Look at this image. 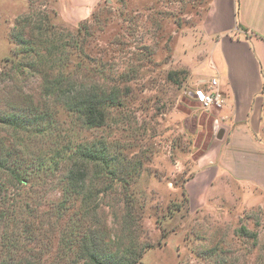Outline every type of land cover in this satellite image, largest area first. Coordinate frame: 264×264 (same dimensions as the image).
I'll return each instance as SVG.
<instances>
[{
    "label": "rangeland",
    "instance_id": "1",
    "mask_svg": "<svg viewBox=\"0 0 264 264\" xmlns=\"http://www.w3.org/2000/svg\"><path fill=\"white\" fill-rule=\"evenodd\" d=\"M54 2H5L6 12L0 14V113L11 102L10 86L16 85L3 76L11 67L6 59L15 49L10 41L15 19L29 10L39 12L62 29L66 39L85 23V50L104 66L100 80L113 76L122 92L130 86L124 97L128 110L118 115L113 111L105 126L83 131L73 130L71 117L61 114L58 137L104 138L141 165L128 177L129 190L117 185L106 203L101 201L98 216H86L82 228H100L123 246L148 245L137 264H264V197L254 200L252 190L235 183L224 166L205 189H197L193 181L201 168L215 165L206 154L221 137L225 121L226 95L220 85L221 108L207 110L197 98V92L207 90L216 76L211 44L202 28L210 0H97L89 17L77 24L61 20ZM23 33L29 34V29ZM131 72V81L125 83L124 76ZM20 85L36 103L40 80L21 78ZM0 141L7 151L12 146L18 156L23 153L19 136L10 128L0 126ZM13 161L18 163L17 158ZM0 176L6 180L0 196H11L20 213L24 187L2 172ZM55 184L53 177L33 184V200L43 201V210L57 194ZM125 194L135 199L134 216L126 217L127 231L122 216ZM67 217L66 222L56 216L0 217V261L55 264L60 254L58 232L65 229ZM29 225L34 227L31 240L24 232ZM67 261L71 259L61 264Z\"/></svg>",
    "mask_w": 264,
    "mask_h": 264
},
{
    "label": "trees",
    "instance_id": "2",
    "mask_svg": "<svg viewBox=\"0 0 264 264\" xmlns=\"http://www.w3.org/2000/svg\"><path fill=\"white\" fill-rule=\"evenodd\" d=\"M39 14L29 10L17 17L10 35L15 49L6 59L11 67L3 76L16 85L10 86L11 102L7 103L6 111L0 113V126L13 130L24 149L18 156L17 149L11 146L7 151L0 141V172L23 186L26 196L20 204V213L12 205L11 196H0V217L56 216L58 221L66 222V217L71 216L67 217L65 229L58 232L60 254L55 264L67 259L71 261L64 264H137L148 245L137 248L130 242L123 246L120 241L116 242L117 238L103 234L100 228H82V224L86 216H98L101 201L106 203L105 199L117 185L129 190L128 177L136 173L141 161H132L125 149L119 150L104 138H79L73 134L60 139L61 133L57 132L61 114L71 117L73 130L105 126L113 111L118 115L128 110L124 97L130 93V86L127 84L122 92L113 76L103 82L100 80L104 66L92 60L85 50L82 36V32L87 31L85 23L74 33L70 32L66 39L62 29L49 24L46 15ZM25 28L29 29V34L23 33ZM29 77L40 80L36 103L35 97L25 93L20 85L21 78L27 82ZM124 78L125 83H129L132 72ZM15 158L18 163L12 164ZM50 177L57 185V194L43 210L45 203L33 200V184L37 179ZM4 184L6 180L0 179V186ZM37 197L43 196L39 193ZM134 202L131 194H125L122 203L125 231L130 228L127 218L134 216L131 211ZM32 230L34 227L30 225L24 230L27 238ZM12 263L18 264L11 260L0 261V264Z\"/></svg>",
    "mask_w": 264,
    "mask_h": 264
},
{
    "label": "crops",
    "instance_id": "3",
    "mask_svg": "<svg viewBox=\"0 0 264 264\" xmlns=\"http://www.w3.org/2000/svg\"><path fill=\"white\" fill-rule=\"evenodd\" d=\"M5 2L0 0V14L6 12ZM96 2L55 0L54 7L61 20L77 24L89 17ZM202 28L214 56L210 54L213 74L226 95L225 121L221 137L206 154L215 165L201 168L193 181L205 189L224 166L258 201L264 197V0H210Z\"/></svg>",
    "mask_w": 264,
    "mask_h": 264
},
{
    "label": "built area",
    "instance_id": "4",
    "mask_svg": "<svg viewBox=\"0 0 264 264\" xmlns=\"http://www.w3.org/2000/svg\"><path fill=\"white\" fill-rule=\"evenodd\" d=\"M218 77L213 76L209 80V87L207 90L198 91L197 98L202 106L207 109H219L222 107L224 103V99L222 97L221 92L219 91L218 85Z\"/></svg>",
    "mask_w": 264,
    "mask_h": 264
}]
</instances>
